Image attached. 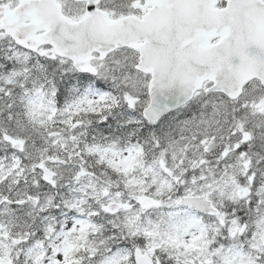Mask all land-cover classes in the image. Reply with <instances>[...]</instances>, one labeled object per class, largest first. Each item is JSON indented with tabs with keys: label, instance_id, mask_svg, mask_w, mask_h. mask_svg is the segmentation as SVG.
I'll return each instance as SVG.
<instances>
[{
	"label": "snow or ice",
	"instance_id": "obj_1",
	"mask_svg": "<svg viewBox=\"0 0 264 264\" xmlns=\"http://www.w3.org/2000/svg\"><path fill=\"white\" fill-rule=\"evenodd\" d=\"M0 264H264V0H0Z\"/></svg>",
	"mask_w": 264,
	"mask_h": 264
}]
</instances>
